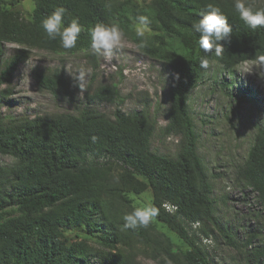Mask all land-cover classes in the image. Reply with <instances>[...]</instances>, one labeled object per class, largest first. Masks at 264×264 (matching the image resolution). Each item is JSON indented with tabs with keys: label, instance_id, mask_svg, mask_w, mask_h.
I'll return each instance as SVG.
<instances>
[{
	"label": "trees",
	"instance_id": "obj_1",
	"mask_svg": "<svg viewBox=\"0 0 264 264\" xmlns=\"http://www.w3.org/2000/svg\"><path fill=\"white\" fill-rule=\"evenodd\" d=\"M21 1L0 0V155L14 159L0 166V264H142L140 256L159 264H217L202 240L219 236L239 249L244 261L239 264H264V220L258 213L245 250L232 229L215 216L213 189L198 153L188 102L190 91L214 63L234 72L243 62L264 55V27L253 31L244 25L235 0H33L26 14ZM248 2L264 7V0ZM208 3L222 9L233 31L221 41V55L213 49L208 66L201 67L205 53L192 25ZM56 7L66 9L65 25L78 18L82 26L72 49L63 48L59 38L48 39L41 27ZM140 15L150 21V33L143 38L135 28ZM97 23L117 24L143 54L168 67L170 105L164 132L179 138L175 155L152 149L156 117L145 109L148 105L130 112L120 108L117 84L87 91L75 114L29 117L3 112L10 102L13 75L31 56L21 47L2 60L6 43L55 53L85 51L97 67L89 33ZM34 75L40 89L76 100L73 89L80 88L63 70L35 69ZM99 101L117 106L109 114L94 105ZM237 175L264 209V120ZM148 190L159 215L146 227L125 229L123 217L137 207L132 195ZM195 224L200 233L192 229ZM160 227L187 247H180ZM254 240L258 244L247 249Z\"/></svg>",
	"mask_w": 264,
	"mask_h": 264
},
{
	"label": "rangeland",
	"instance_id": "obj_2",
	"mask_svg": "<svg viewBox=\"0 0 264 264\" xmlns=\"http://www.w3.org/2000/svg\"><path fill=\"white\" fill-rule=\"evenodd\" d=\"M20 7L24 14L30 12L33 0H22ZM147 33H150L149 27ZM21 47L29 49L31 56L18 65L13 75L12 85L8 87L11 89L10 102L3 108L5 114L29 117L56 112L75 114L82 109L87 91L93 93L101 86L117 84L122 95L120 108L130 112L148 105L145 109L156 117L152 149L162 154H176L179 138L164 132L170 105L168 67L143 54L129 37L123 35L122 45L107 58L96 55L97 67H94L93 59L86 57L85 51L55 53L16 43L5 44L2 60H8ZM35 69L63 70L72 80L83 70L86 74L84 87L82 90L73 89L76 100L55 96L38 87ZM256 70L255 61L243 62L234 72L224 71L214 63L202 81L190 91L188 100L198 139V153L213 189L215 216L232 229L242 250L246 249L249 232L256 228V214L264 220V209L237 175V168L245 161L253 143L257 126L264 120V79ZM244 93L246 98L239 101L237 97ZM94 105L109 114L117 106L108 101ZM13 162L11 156L0 155V166ZM132 197L137 207L152 202L150 190ZM199 227L195 224L192 229L200 233ZM160 228L180 247H187L176 234ZM257 244L258 241L254 240L247 249ZM202 245L217 264L244 263L239 249L229 244L227 238H204ZM140 260L142 264H159L146 256H140ZM167 264L175 263L168 260Z\"/></svg>",
	"mask_w": 264,
	"mask_h": 264
},
{
	"label": "clouds",
	"instance_id": "obj_3",
	"mask_svg": "<svg viewBox=\"0 0 264 264\" xmlns=\"http://www.w3.org/2000/svg\"><path fill=\"white\" fill-rule=\"evenodd\" d=\"M235 11L239 19L248 28L255 31L259 27H264V7H254L248 0H235ZM66 9L56 7L41 22V27L46 33L48 39L57 40L59 38L61 45L65 49H72L76 46L77 40L82 31L78 18H72L70 23L65 25ZM136 35L143 38L150 23L149 18L140 15L137 18ZM195 32L199 33L198 46L205 53L200 58V66L207 67L209 64L208 55L215 50V55L220 56L224 50L221 41L226 40L232 33V27L228 22V17L222 9L214 3H208L201 13L198 22L192 25ZM91 36V49L95 55H103L107 58L114 49L122 45L123 32L117 24L107 25L97 23L89 29ZM141 41V46H143ZM256 72L261 79H264V55L256 57ZM86 74L82 70L77 77H74L75 84L82 90L84 87ZM159 215V208L147 203L135 207L131 213L123 217L125 229L136 228L138 226L146 227L150 221Z\"/></svg>",
	"mask_w": 264,
	"mask_h": 264
},
{
	"label": "built area",
	"instance_id": "obj_4",
	"mask_svg": "<svg viewBox=\"0 0 264 264\" xmlns=\"http://www.w3.org/2000/svg\"><path fill=\"white\" fill-rule=\"evenodd\" d=\"M168 209H173L170 205H165Z\"/></svg>",
	"mask_w": 264,
	"mask_h": 264
},
{
	"label": "bare ground",
	"instance_id": "obj_5",
	"mask_svg": "<svg viewBox=\"0 0 264 264\" xmlns=\"http://www.w3.org/2000/svg\"><path fill=\"white\" fill-rule=\"evenodd\" d=\"M173 204V203H172Z\"/></svg>",
	"mask_w": 264,
	"mask_h": 264
}]
</instances>
